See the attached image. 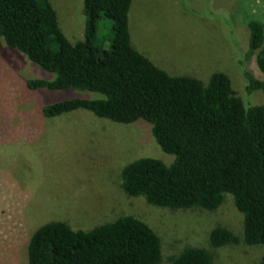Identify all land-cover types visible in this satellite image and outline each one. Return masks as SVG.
<instances>
[{"label": "trees", "instance_id": "trees-1", "mask_svg": "<svg viewBox=\"0 0 264 264\" xmlns=\"http://www.w3.org/2000/svg\"><path fill=\"white\" fill-rule=\"evenodd\" d=\"M83 1L84 38L71 42L51 0H0V37L54 74L25 80L27 88L102 94L47 103L42 116L86 109L120 123L147 121L176 158L171 164L149 156L129 162L121 175L124 191L172 210L209 211L224 205L229 193L243 216V236L218 225L209 246L166 254L160 233L133 214L90 230L52 220L32 234L29 264H215V249L241 241L264 251V104L245 100L227 72L216 71L204 83L156 65L132 44L133 0ZM103 17L113 21L110 39L98 35ZM247 26L248 47L239 62L245 95L264 93V79L255 73H264V23L251 19ZM257 264H264V252Z\"/></svg>", "mask_w": 264, "mask_h": 264}, {"label": "rangeland", "instance_id": "rangeland-1", "mask_svg": "<svg viewBox=\"0 0 264 264\" xmlns=\"http://www.w3.org/2000/svg\"><path fill=\"white\" fill-rule=\"evenodd\" d=\"M51 1L68 39H83L84 1ZM251 19L264 23V0H133L129 29L133 46L171 75L208 83L214 72L224 71L245 100L264 104L260 90L245 95L247 80L239 66ZM98 26L99 37H112L110 18H101ZM255 73L264 79V73ZM39 77L54 74L0 37V264H29L32 234L52 220L90 230L133 214L160 233L166 254L186 245L209 246L218 225L243 236V216L229 193L214 211L172 210L129 196L121 184L126 164L147 156L171 164L176 156L162 149L143 119L120 123L77 109L47 120L41 114L47 103L102 94L27 88L25 80ZM263 252L241 241L215 249V264H257Z\"/></svg>", "mask_w": 264, "mask_h": 264}]
</instances>
